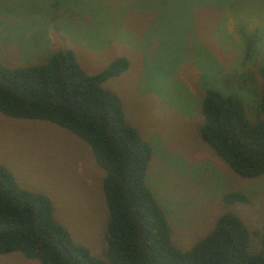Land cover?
I'll return each instance as SVG.
<instances>
[{"label":"rangeland","instance_id":"rangeland-1","mask_svg":"<svg viewBox=\"0 0 264 264\" xmlns=\"http://www.w3.org/2000/svg\"><path fill=\"white\" fill-rule=\"evenodd\" d=\"M62 47L88 73L127 57L128 68L102 87L120 97L126 120L151 146L146 183L176 247L189 249L229 210L251 230L264 226V175L238 176L198 131L207 86L235 92L254 114L264 0H0L2 63H41ZM0 164L22 187L51 197L72 238L103 258V171L83 141L53 123L0 113ZM229 191L249 201L225 204ZM0 264L40 263L10 252Z\"/></svg>","mask_w":264,"mask_h":264},{"label":"trees","instance_id":"trees-1","mask_svg":"<svg viewBox=\"0 0 264 264\" xmlns=\"http://www.w3.org/2000/svg\"><path fill=\"white\" fill-rule=\"evenodd\" d=\"M263 59L256 65L253 115L240 95L216 87H205L200 102V139L242 178L264 175ZM128 65L119 56L88 73L69 47L41 63L8 66L0 60V113L53 123L83 141L103 171L107 214L99 258L55 217L51 197L22 187L0 164V254L19 252L40 264H264V226L251 230L230 210L189 249L174 245L166 215L146 183L151 146L126 120L120 97L102 87ZM222 200L231 205L249 198L229 191ZM252 235L258 237L257 250Z\"/></svg>","mask_w":264,"mask_h":264}]
</instances>
